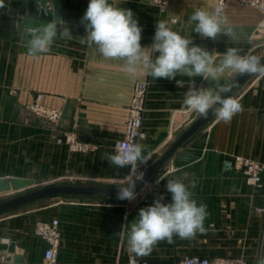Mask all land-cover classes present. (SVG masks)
<instances>
[{
    "label": "crops",
    "instance_id": "obj_1",
    "mask_svg": "<svg viewBox=\"0 0 264 264\" xmlns=\"http://www.w3.org/2000/svg\"><path fill=\"white\" fill-rule=\"evenodd\" d=\"M217 2L168 0L161 12L149 6L148 0H118V6L133 11L143 28L144 47L153 42L156 21L164 20L195 44L215 50L213 54L236 47L241 55L263 58L264 9L224 0L223 15L234 35L225 36L227 29H222L212 40L194 32L195 25L188 22L192 12L196 8L214 10ZM88 3L61 0L64 22L74 38H57L47 53L34 57L27 54V40L19 28H23L20 19L31 16L33 1L0 0V177L19 176L39 184L119 185L129 176L140 175L198 117L182 108L189 78L177 76L176 80L183 81L178 87L175 80L155 79L143 70L131 75L123 61L106 59L95 47L79 43L78 36L85 35L80 19ZM238 77L226 74L221 83L231 84ZM137 81L148 83L143 111L147 136L139 143L146 146L145 154L152 151L153 155L138 169L117 168L101 156L113 153L122 138ZM195 82L207 86L201 77ZM37 94H42L45 106L61 113L55 125L22 108ZM231 96L240 100L243 112L229 123L218 121L212 113L143 185L135 200L41 199L0 215L1 243H13L12 255L21 256L20 264H46L47 242L35 233V226L38 221L56 219L60 244L51 264H126L131 255L152 264H180L185 256L194 255L240 256L249 264H258L264 259V171L260 184H252L235 170L233 160L243 156L264 165V78L251 75ZM67 129L81 139H92L99 148L75 153L57 145L54 138ZM173 178L188 186L198 204L207 205V231L193 239L174 236L172 243L161 241L148 256L130 253L126 241L130 223L140 208L159 196L170 202L165 185ZM5 254H0V264H13L4 262Z\"/></svg>",
    "mask_w": 264,
    "mask_h": 264
},
{
    "label": "clouds",
    "instance_id": "obj_2",
    "mask_svg": "<svg viewBox=\"0 0 264 264\" xmlns=\"http://www.w3.org/2000/svg\"><path fill=\"white\" fill-rule=\"evenodd\" d=\"M188 22L195 25L194 32L203 38L216 40L222 29H227L223 35H234L223 15L222 6L211 11L196 8ZM80 23L85 28V35L78 36L79 43L95 47L106 59L123 61L127 73L135 75L143 70L155 79L175 80L178 87L183 81L176 80L177 76L189 78L182 108L199 118H207L211 111L218 121L229 123L235 115L243 112L240 100L228 95L233 85L221 83L226 74L264 78V62L260 57L241 55L236 47H227L223 53L213 54L215 50L209 51L195 44L189 36L173 30L170 23L164 20L156 21L151 45L142 46V26L131 9L118 6V0H89ZM57 38H74L61 18L31 28L26 33L27 54L35 57L47 53ZM217 57H221L219 62ZM196 77L206 81L207 86H197ZM145 149L146 146L140 143L118 142L114 152L104 153L101 160H107L117 168L130 166L135 170L147 165L153 155L152 151L145 154ZM142 177L125 178L118 185L117 199L135 200L136 181ZM165 188L171 194L170 202L165 203L164 196H159L151 205L140 208L128 227V251L138 257L150 255L154 246L161 241L172 243L174 236L193 239L198 232L207 231L204 226L209 215L207 205L202 202L198 204L181 179H168ZM258 264H264V259H260Z\"/></svg>",
    "mask_w": 264,
    "mask_h": 264
},
{
    "label": "water",
    "instance_id": "obj_3",
    "mask_svg": "<svg viewBox=\"0 0 264 264\" xmlns=\"http://www.w3.org/2000/svg\"><path fill=\"white\" fill-rule=\"evenodd\" d=\"M33 5L31 8V16L20 19L22 25L21 29L23 38L26 39V33L34 27L39 25H45V22L49 20H55L61 18L66 21V14L61 9V0H32ZM19 21V20H18ZM264 62V57L261 58ZM251 75L239 76L231 84V91L228 95H232L235 90ZM209 112L207 118L197 117L187 128H185L179 136L168 146V148L151 164H149L140 175L135 179L143 175L142 179L136 181V193L143 187V185L151 179L155 172L161 167V165L181 146L197 129L202 126L207 119L211 116ZM118 185H99V184H76V183H46L39 184L29 178L11 176L0 177V215L10 211L18 209L22 206H27L41 199H54L60 196H84L94 198H105L109 200L117 199ZM5 193H10L6 196H2ZM7 254L4 257L5 263L20 264L22 262L21 256H13V243L9 242L1 243L0 241V254Z\"/></svg>",
    "mask_w": 264,
    "mask_h": 264
},
{
    "label": "built area",
    "instance_id": "obj_4",
    "mask_svg": "<svg viewBox=\"0 0 264 264\" xmlns=\"http://www.w3.org/2000/svg\"><path fill=\"white\" fill-rule=\"evenodd\" d=\"M239 4L251 5L260 9L264 8L263 0H237ZM150 4L157 9H164L166 7V0H150ZM224 0H218L216 7L223 6ZM147 94V82L137 81L134 85L130 102L128 104V112L126 125L123 133V137L119 142L139 143V141L146 138V131L142 124V116L144 111V103ZM33 111L37 115L43 116L48 119H58L60 113L55 110L47 112L39 110L38 101L32 104ZM47 115V116H46ZM48 119V120H49ZM143 137V138H141ZM65 142L72 149L75 150H87L93 145L88 143H79L75 141L73 136H66ZM60 141V140H59ZM233 167L236 171L241 172L252 184L258 185L261 182L262 173L264 171V165L250 161L242 156H235L233 160ZM37 233L43 237L47 242V248L44 251V259L46 264H51L56 256V252L59 246V232L57 231V221L41 222L37 226ZM126 264H152L145 260H139L135 256L131 255ZM180 264H246V260L243 258H210L206 256L194 255L185 256Z\"/></svg>",
    "mask_w": 264,
    "mask_h": 264
},
{
    "label": "rangeland",
    "instance_id": "obj_5",
    "mask_svg": "<svg viewBox=\"0 0 264 264\" xmlns=\"http://www.w3.org/2000/svg\"><path fill=\"white\" fill-rule=\"evenodd\" d=\"M150 0H148V4H149V6H151L153 9H155L156 11H158V12H161V11H164L165 10V8L167 7V4H168V0H166V7L164 8V9H157L156 7H154V6H152L151 4H150V2H149ZM264 1V0H263ZM255 8H257V7H255ZM258 9H260V8H258ZM264 9V8H263ZM263 9H260V10H263ZM136 84V83H135ZM134 84V85H135ZM133 88H134V86H133ZM132 91H133V89H132ZM10 92L11 93H14L15 92V90L14 89H10ZM147 93H148V83H147ZM146 96H147V94H146ZM41 99H42V94H37L36 95V97L31 101V102H29V103H26V104H24L23 106H22V108L25 110V111H28V112H30L31 114H33V115H35V116H39V117H42L43 118V116H41V115H37L34 111H33V108H31L32 107V104L33 103H35L36 101H38V104H39V110L40 111H44V112H47V111H50V110H55V111H57L58 113H60L59 112V110H56V109H54V108H50V107H47V106H45L42 102H41ZM145 104V103H144ZM127 112H128V110H127ZM47 116V115H46ZM60 117H61V113H60ZM60 117L58 118V119H49V117L47 116V118L49 119H46L45 118V120L47 121V122H49V123H51V124H53V125H55L58 121H59V119H60ZM127 119V118H126ZM142 124H143V116H142ZM125 125H126V121H125ZM125 129V128H124ZM124 133V132H123ZM147 135V134H146ZM66 136H73L74 138H75V141L76 142H79V143H88V144H91V145H93L90 149H87V150H75V149H72L69 145H67L66 144V142H65V137ZM122 137H123V135H122ZM122 139V138H121ZM120 139V140H121ZM60 140V141H59ZM119 140V141H120ZM54 142L57 144V145H63V146H65L66 148H67V150L68 151H70V152H75V153H92V152H95L98 148H99V145L95 142V141H93L92 139H81V138H79L72 130H69V129H67V130H64V131H61V132H59L58 133V135L54 138ZM140 142V141H139ZM116 145L117 144H115V146L114 147H116ZM115 149V148H114ZM243 157V156H242ZM244 158H247L248 160H250V161H255V160H252V159H250V158H248V157H244ZM255 162H257V161H255ZM135 179V178H134ZM3 196H6V195H3ZM1 198V197H0ZM53 220H56V219H53ZM53 220H50V221H53ZM50 221H38L37 223H36V226H35V233L37 234V235H39L38 233H37V226H38V224H40L41 222H50ZM57 221V220H56ZM57 231L59 232V234H60V231H59V228H58V221H57ZM40 236V235H39ZM41 237V236H40ZM41 238H43V237H41ZM44 239V238H43ZM59 244H60V235H59ZM48 245V244H47ZM59 247V246H58ZM221 258V257H220ZM228 258V257H227ZM229 258H234V257H229ZM238 258H243V259H245L244 257H240V256H238ZM246 260V259H245ZM246 264H249V262L246 260Z\"/></svg>",
    "mask_w": 264,
    "mask_h": 264
},
{
    "label": "bare ground",
    "instance_id": "obj_6",
    "mask_svg": "<svg viewBox=\"0 0 264 264\" xmlns=\"http://www.w3.org/2000/svg\"><path fill=\"white\" fill-rule=\"evenodd\" d=\"M237 1V0H236ZM238 2V1H237ZM239 3V2H238ZM242 5V4H241ZM246 6H251V5H246ZM254 7V6H253ZM8 194H10V193H8ZM8 194H3V195H8ZM5 253H7V251H5ZM6 255V254H5Z\"/></svg>",
    "mask_w": 264,
    "mask_h": 264
}]
</instances>
